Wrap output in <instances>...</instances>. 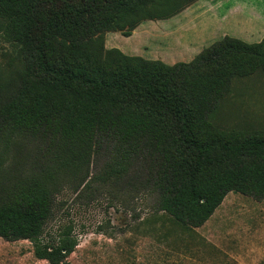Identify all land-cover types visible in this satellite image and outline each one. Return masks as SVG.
Instances as JSON below:
<instances>
[{
    "label": "trees",
    "instance_id": "1",
    "mask_svg": "<svg viewBox=\"0 0 264 264\" xmlns=\"http://www.w3.org/2000/svg\"><path fill=\"white\" fill-rule=\"evenodd\" d=\"M198 1L0 0V37L17 54L0 73L1 239L69 264L72 224L44 239L66 185H122L191 229L229 193L264 200V134L222 130L214 118L234 80L264 73V39L226 36L174 65L105 48L106 33L130 37Z\"/></svg>",
    "mask_w": 264,
    "mask_h": 264
},
{
    "label": "rangeland",
    "instance_id": "2",
    "mask_svg": "<svg viewBox=\"0 0 264 264\" xmlns=\"http://www.w3.org/2000/svg\"><path fill=\"white\" fill-rule=\"evenodd\" d=\"M230 1L233 5L235 0ZM246 2L237 0L239 5ZM249 2L254 13L239 10L233 16L246 20V15L255 17V13L264 12V0ZM199 7L209 4L199 0L171 19L146 21L130 37L108 32L105 48L169 65L189 63L215 43L226 26L225 22L204 26L196 21L190 14ZM258 24L246 26V31L257 30ZM262 40L249 37L246 42ZM16 57L15 48L0 37V73L5 77L9 68L17 67ZM214 118L215 126L222 130L264 134V73L234 80ZM99 167L100 162L91 172ZM82 189L74 192L66 185L61 190L44 234V239L55 238L61 227L72 224L78 246L68 258L69 264H264V200L229 193L203 226L191 229L154 214L152 196L128 193L122 185L92 183ZM0 264L49 263L35 257L31 242L0 238Z\"/></svg>",
    "mask_w": 264,
    "mask_h": 264
},
{
    "label": "crops",
    "instance_id": "3",
    "mask_svg": "<svg viewBox=\"0 0 264 264\" xmlns=\"http://www.w3.org/2000/svg\"><path fill=\"white\" fill-rule=\"evenodd\" d=\"M204 2L206 4H209V7H199L197 8V12L192 13V15L190 14V16H193L196 21L200 20L201 24L204 26L209 24H212V26H214L215 23L217 26L220 23L225 22L226 26L223 27V33L218 37L216 36V42L226 36L239 39L243 42H246L249 37H252V39H256V41L264 39V12L261 15L255 13V17L253 15L248 16L245 13L246 20H239L238 18L233 16L235 14L237 16L239 10L243 13L248 9H251V11H253L254 13L255 8L254 6L250 5L249 0L248 2L244 3V5L237 4V0L234 1L233 5H231L230 0H226L225 2H221L220 0H204ZM259 22H262L261 26L258 24ZM254 24H258L257 30L251 28L249 32L246 31L247 27L253 26Z\"/></svg>",
    "mask_w": 264,
    "mask_h": 264
}]
</instances>
